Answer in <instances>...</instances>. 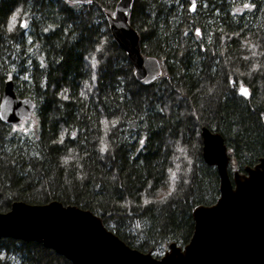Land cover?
<instances>
[{"label": "trees", "instance_id": "obj_1", "mask_svg": "<svg viewBox=\"0 0 264 264\" xmlns=\"http://www.w3.org/2000/svg\"><path fill=\"white\" fill-rule=\"evenodd\" d=\"M118 2L0 0V103L8 79L35 103L19 125L0 118V212L78 207L161 258L221 197L205 129L223 138L231 179L264 157V0H133L142 52L161 66L149 84L111 33ZM0 264L74 263L7 236Z\"/></svg>", "mask_w": 264, "mask_h": 264}, {"label": "water", "instance_id": "obj_2", "mask_svg": "<svg viewBox=\"0 0 264 264\" xmlns=\"http://www.w3.org/2000/svg\"><path fill=\"white\" fill-rule=\"evenodd\" d=\"M132 5L133 0H119L115 13L108 14L109 26L116 42L128 54L137 79L149 84L161 75V66L155 57L142 52L140 35L130 23ZM34 109L31 98L16 94L12 79L4 82L1 120L18 125L29 119ZM225 153L223 138L205 129V158L217 166L221 178L220 208L197 212L198 219L194 215L195 231L186 261L173 257L157 260L108 234L87 211L56 201L45 205L19 202L11 211L0 212V238L43 241L74 264H264V157L259 164L262 172L254 174L249 190L236 200Z\"/></svg>", "mask_w": 264, "mask_h": 264}, {"label": "rangeland", "instance_id": "obj_3", "mask_svg": "<svg viewBox=\"0 0 264 264\" xmlns=\"http://www.w3.org/2000/svg\"><path fill=\"white\" fill-rule=\"evenodd\" d=\"M225 154H226V153H225ZM260 163H261V161H260ZM260 163H259V164H260ZM259 164H258V165H259ZM258 165H257L256 167H254V168L248 169L247 172L244 173V174H241V173H239L238 171H235V173H234V175H233V179L230 178V179H231V182H232V189L235 188L236 185L241 184V185L244 186V188H245L246 190H249V188L251 187V183H250V181H251V177H250V176H251V175H250V173H251V171H252L253 169H256V168L258 167ZM226 167H228V159H227V155H226ZM17 203H19V202H17ZM23 203H24V202H23ZM15 204H16V203H15ZM15 204H14V205H15ZM76 208H77V207H76ZM87 212H88V211H87ZM88 213H90V212H88ZM195 214H196V210H195V212H194V215H195ZM90 215H92L93 217H95V219H96L98 225H99L101 228H103V229H105L107 232L113 234L112 232L108 231V230H107V229L101 224V222L99 221V219H98L97 216L93 215L92 213H90ZM113 235H114V234H113ZM114 236L117 237L116 235H114ZM189 244H190V242L185 246V248H181V247H179V246L172 247V248H170L168 251H166V253H165L164 255H162L161 258H156L152 253H147V254L151 255L153 258H156L157 260H163V261L166 260V259H168L169 257L178 258V259H184Z\"/></svg>", "mask_w": 264, "mask_h": 264}, {"label": "bare ground", "instance_id": "obj_4", "mask_svg": "<svg viewBox=\"0 0 264 264\" xmlns=\"http://www.w3.org/2000/svg\"><path fill=\"white\" fill-rule=\"evenodd\" d=\"M137 30V29H136ZM262 172V166L261 165H258V167L256 169H253L250 173V177H251V181L250 183H252L253 181V176L254 174L258 175ZM232 192H233V195L234 197L236 198V200H240L241 197L244 196V194L247 192L246 189L244 188L243 185L241 184H238L236 185L235 188L232 189ZM220 208V202L216 203L215 205L213 206H199L197 209H196V213H202V212H211V211H215V210H218ZM197 213V214H198ZM196 214V219H198V215ZM97 223V221H96ZM98 225V223H97ZM99 226V225H98ZM100 227V226H99ZM101 228V227H100ZM108 234L112 235L111 233L108 232ZM114 236V235H113ZM176 259V258H174ZM188 259V253L186 252L185 254V257H184V261H186Z\"/></svg>", "mask_w": 264, "mask_h": 264}, {"label": "snow or ice", "instance_id": "obj_5", "mask_svg": "<svg viewBox=\"0 0 264 264\" xmlns=\"http://www.w3.org/2000/svg\"><path fill=\"white\" fill-rule=\"evenodd\" d=\"M251 7H252V5L247 4V3H245V4L243 5V8H251ZM193 10H194V8H193ZM236 10H237V11H241L242 9H241V8H238V9H236ZM20 26H21V27H27V22H26V21H25V22H22ZM197 34H199V30H197ZM241 92H242L244 95H247V94H248L247 89L243 88V86L241 87ZM143 143H144V141L141 140V145H143ZM105 147H107V146H105ZM169 194H170V193H169ZM145 203H147V201H145Z\"/></svg>", "mask_w": 264, "mask_h": 264}]
</instances>
